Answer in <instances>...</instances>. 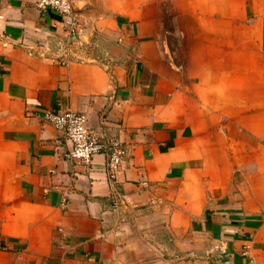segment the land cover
<instances>
[{"label":"crops","instance_id":"0c3cea01","mask_svg":"<svg viewBox=\"0 0 264 264\" xmlns=\"http://www.w3.org/2000/svg\"><path fill=\"white\" fill-rule=\"evenodd\" d=\"M33 2L0 0V264H264V0H72L66 66ZM48 109L128 149L113 182Z\"/></svg>","mask_w":264,"mask_h":264},{"label":"built area","instance_id":"2783aa9c","mask_svg":"<svg viewBox=\"0 0 264 264\" xmlns=\"http://www.w3.org/2000/svg\"><path fill=\"white\" fill-rule=\"evenodd\" d=\"M34 7L42 11H53L61 21L63 39L51 46L48 42L38 44L35 49L41 53H34L35 49H28L30 54L46 58L50 62L60 66H66L69 62L78 60L70 53V49L80 44L81 37L86 33L85 24L74 13L72 0H34ZM42 119L69 143V149L63 153V158L74 164L85 167L91 165L97 155L106 156V173L110 181L115 180L116 172L128 155V149L117 139L102 141L100 135L88 127L85 115L60 109H48L42 113ZM122 197H113L110 207L117 209Z\"/></svg>","mask_w":264,"mask_h":264},{"label":"rangeland","instance_id":"374dc122","mask_svg":"<svg viewBox=\"0 0 264 264\" xmlns=\"http://www.w3.org/2000/svg\"><path fill=\"white\" fill-rule=\"evenodd\" d=\"M176 39H177L176 37L172 38V40H176Z\"/></svg>","mask_w":264,"mask_h":264}]
</instances>
